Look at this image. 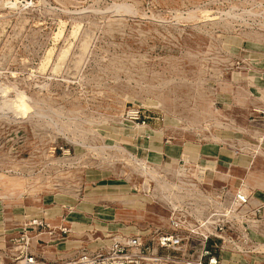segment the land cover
I'll return each mask as SVG.
<instances>
[{"label":"rangeland","instance_id":"374dc122","mask_svg":"<svg viewBox=\"0 0 264 264\" xmlns=\"http://www.w3.org/2000/svg\"><path fill=\"white\" fill-rule=\"evenodd\" d=\"M263 15L264 0H0V264H17L6 233L36 215L71 226L92 207L119 211L115 230L89 223L63 252L96 250L109 233L151 237L172 212L197 223L204 194L224 182L184 161H147L136 132L207 141L221 128L238 154L262 149ZM238 257L258 264L264 250Z\"/></svg>","mask_w":264,"mask_h":264},{"label":"built area","instance_id":"2783aa9c","mask_svg":"<svg viewBox=\"0 0 264 264\" xmlns=\"http://www.w3.org/2000/svg\"><path fill=\"white\" fill-rule=\"evenodd\" d=\"M127 118L139 127L147 126V117L139 109L128 110ZM204 198L206 210H201L197 223L190 224L172 212L167 231L148 238L140 233H109L96 250L78 244L61 251L56 245L66 241L71 226L63 217L59 224H53L45 216L36 215L16 232L6 233L14 255L11 260L17 264H220V253L226 248L240 254L264 250L251 235L254 231L264 234V200L253 199L252 193L241 186L230 194L227 185L206 191ZM186 226L187 233L182 229ZM193 241L198 247L191 252L188 246ZM47 246L49 250L42 249Z\"/></svg>","mask_w":264,"mask_h":264},{"label":"crops","instance_id":"0c3cea01","mask_svg":"<svg viewBox=\"0 0 264 264\" xmlns=\"http://www.w3.org/2000/svg\"><path fill=\"white\" fill-rule=\"evenodd\" d=\"M146 134H149L148 137L145 136ZM136 135H139L136 138L137 155L147 159V161H154V163L157 164L165 161H184L188 166H191V168L194 166L199 167V170L203 172V181L224 182L223 185L225 182L229 183L230 185H226L230 190V194L241 186L248 192L252 193L253 199L264 200V158H262L264 157V147L256 150L255 144H249L243 153L238 154V152H236L238 139L234 137V135H236L235 132H229L220 128L219 132L215 133V135L220 137L207 141H172L166 139L163 132H155L154 130L150 132L146 131V129L136 132ZM256 151L260 152L258 156ZM225 165L231 166L234 170H239L240 168L243 171H247L243 177L233 179L232 177L230 178L229 174H226L219 169L220 166ZM109 194L113 199L116 198V193L109 192ZM111 203H105L102 207L99 206L95 209L92 207L91 210L85 212L86 214H84V217H81L83 222L79 221L74 222L75 224H73V222L68 219L72 223L71 229L73 232H71L70 235L73 233L76 234L80 231L78 228L88 226L87 224L89 223L92 225L96 224L105 226L104 228L99 227L101 229L115 230L116 228L114 226H116L117 223H114V221L116 214H119V211H116ZM90 215H101L102 218L95 219L90 217ZM45 217L50 221L47 216ZM56 224L59 223L56 222ZM251 235L257 243L264 245V234L254 231L251 232ZM44 238L48 239V236L45 235ZM34 241L35 239L33 242ZM73 244H75V241L72 239L67 242H60L56 247L63 249V246ZM49 248L50 247L47 246L42 249L49 250ZM37 250L38 249H36V251ZM236 254L238 256L240 255L239 253ZM220 255V264H243L242 262H239V257L237 255L230 253L229 251H222ZM257 263L264 264V260H259Z\"/></svg>","mask_w":264,"mask_h":264},{"label":"bare ground","instance_id":"6f19581e","mask_svg":"<svg viewBox=\"0 0 264 264\" xmlns=\"http://www.w3.org/2000/svg\"><path fill=\"white\" fill-rule=\"evenodd\" d=\"M257 6H258V5H257ZM243 11H245V10H243ZM231 13H232V12H231ZM233 13H234V12H233ZM235 13H236V12H235ZM252 14H253V13H252ZM259 15H260V14H259ZM263 16H264V15H263ZM229 17H230V16H229ZM242 17H243V16H242ZM253 17H254V16H253ZM226 18H227V17H226ZM256 18H257V17H256ZM234 19H235V17H234ZM259 19H260V18H259ZM263 21H264V20H263ZM260 22H261V21H260ZM77 27H78V26H77ZM75 31H76V29H75ZM73 32H74V31H73ZM250 33H251V32H250ZM251 36H252V35H251ZM255 36H256V35H255ZM259 36H260V35H259ZM259 36L257 35L256 37L259 38ZM253 37H254V36H253ZM255 39H257V38H255ZM67 50H68V49L63 50L61 54L64 55V54L67 52ZM61 58H62V57H61ZM191 185H192V184H191ZM187 187H188V186H187ZM189 187H190V186H189ZM192 187H194V186H192ZM172 189H173V188H172ZM178 189H179V188H178ZM165 190H166V189H165ZM166 191H167V190H166ZM162 192H163V191H162ZM165 193H166V192H165ZM170 193H171V192H170ZM162 194H163V193H162ZM166 195H167V193H166ZM166 195L162 196V198H163V199H167V196H169V195H167V196H166ZM173 195H174V194H173ZM173 195H172V196H173ZM171 198H172V197H171ZM169 199H170V198H169ZM189 200H190V199H189ZM167 201H168V200H167ZM193 202H194V201H193ZM169 203H170V202H169ZM172 203H174V202H172ZM186 203H187V202H186ZM189 205H190V204H189ZM193 205H196V203H195V204L193 203ZM190 209H191V208H190ZM187 213H188V212H187ZM188 215H189V214H188Z\"/></svg>","mask_w":264,"mask_h":264}]
</instances>
